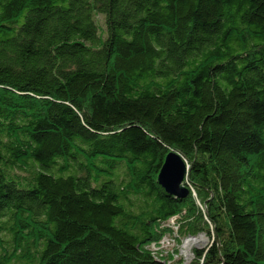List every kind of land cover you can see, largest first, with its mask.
<instances>
[{
	"label": "trees",
	"instance_id": "trees-1",
	"mask_svg": "<svg viewBox=\"0 0 264 264\" xmlns=\"http://www.w3.org/2000/svg\"><path fill=\"white\" fill-rule=\"evenodd\" d=\"M170 219L264 264V0H0V264H169Z\"/></svg>",
	"mask_w": 264,
	"mask_h": 264
},
{
	"label": "rangeland",
	"instance_id": "rangeland-1",
	"mask_svg": "<svg viewBox=\"0 0 264 264\" xmlns=\"http://www.w3.org/2000/svg\"><path fill=\"white\" fill-rule=\"evenodd\" d=\"M197 204L200 210L204 211L205 206L201 203ZM180 222L179 219H170L158 226L157 231L160 232V239L148 246L169 264H191L197 257L196 252L203 253L212 243L211 238L205 233L183 237L180 234ZM189 242H193V244L187 249Z\"/></svg>",
	"mask_w": 264,
	"mask_h": 264
},
{
	"label": "water",
	"instance_id": "water-1",
	"mask_svg": "<svg viewBox=\"0 0 264 264\" xmlns=\"http://www.w3.org/2000/svg\"><path fill=\"white\" fill-rule=\"evenodd\" d=\"M189 167L182 157L171 151L161 168L158 176V184L165 192L176 198H183L189 194V190L183 186L185 178L188 179Z\"/></svg>",
	"mask_w": 264,
	"mask_h": 264
},
{
	"label": "bare ground",
	"instance_id": "bare-ground-1",
	"mask_svg": "<svg viewBox=\"0 0 264 264\" xmlns=\"http://www.w3.org/2000/svg\"><path fill=\"white\" fill-rule=\"evenodd\" d=\"M193 244V242L187 243V249Z\"/></svg>",
	"mask_w": 264,
	"mask_h": 264
}]
</instances>
